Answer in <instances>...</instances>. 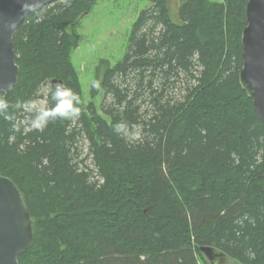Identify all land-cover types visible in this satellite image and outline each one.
Wrapping results in <instances>:
<instances>
[{"label": "trees", "instance_id": "1", "mask_svg": "<svg viewBox=\"0 0 264 264\" xmlns=\"http://www.w3.org/2000/svg\"><path fill=\"white\" fill-rule=\"evenodd\" d=\"M148 1L125 56L96 65L102 91L91 83L78 120L32 130L10 107L13 131L0 116V174L34 235L20 264H207L204 245L264 264V126L240 80L248 0ZM94 3L57 0L18 26L10 105H53V79L83 100L67 27Z\"/></svg>", "mask_w": 264, "mask_h": 264}, {"label": "water", "instance_id": "2", "mask_svg": "<svg viewBox=\"0 0 264 264\" xmlns=\"http://www.w3.org/2000/svg\"><path fill=\"white\" fill-rule=\"evenodd\" d=\"M57 0H0V14L4 22L17 21L13 32L5 30L0 37V95L9 93L19 80L14 35L26 17ZM24 3L30 8L22 12ZM246 26L242 35L243 67L240 80L252 97L257 114L264 126V0H248ZM64 84L62 79H53L52 84ZM12 87L9 89L8 85ZM34 243L32 221L26 199L16 183L0 174V264H20L18 256ZM210 264H237L213 246L200 247Z\"/></svg>", "mask_w": 264, "mask_h": 264}, {"label": "rangeland", "instance_id": "3", "mask_svg": "<svg viewBox=\"0 0 264 264\" xmlns=\"http://www.w3.org/2000/svg\"><path fill=\"white\" fill-rule=\"evenodd\" d=\"M180 1L169 0V4L175 9ZM149 6L148 0H95L78 17V24L67 27L77 38L76 45H70L66 55L78 71L83 105L91 100L90 87L96 65L104 58L115 65L125 56L132 26L141 11ZM95 102L99 105L100 98ZM39 103L45 104V100Z\"/></svg>", "mask_w": 264, "mask_h": 264}, {"label": "clouds", "instance_id": "4", "mask_svg": "<svg viewBox=\"0 0 264 264\" xmlns=\"http://www.w3.org/2000/svg\"><path fill=\"white\" fill-rule=\"evenodd\" d=\"M30 8L28 3L22 5L21 11L27 12ZM17 26V21L10 20L4 22L2 14H0V37H2L3 32L7 30L8 32H13ZM11 84L8 85L10 89ZM92 87L98 91H102L100 81H92ZM3 89H0L2 92ZM0 99V116L6 121L13 122V131H19L20 126L15 123L16 116L9 112L10 107L13 109H23L29 115L24 122L25 125L32 130L43 131L50 122H55L57 120H78L82 115L83 104L81 96L74 92L70 87L66 85L57 83L54 90L51 92V100L54 102L53 105L41 104L38 100L32 99L24 102H17L14 105H10L9 102L2 96ZM115 131L124 130L126 124L121 121L113 126Z\"/></svg>", "mask_w": 264, "mask_h": 264}]
</instances>
